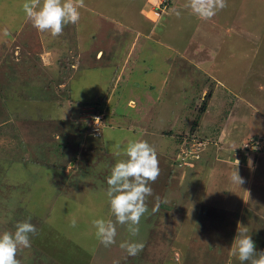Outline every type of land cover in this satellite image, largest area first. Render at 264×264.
Returning <instances> with one entry per match:
<instances>
[{
	"label": "rangeland",
	"instance_id": "rangeland-1",
	"mask_svg": "<svg viewBox=\"0 0 264 264\" xmlns=\"http://www.w3.org/2000/svg\"><path fill=\"white\" fill-rule=\"evenodd\" d=\"M128 1L145 14L154 0ZM165 1L154 33L187 62L139 50L144 37L131 43L94 15L52 37L27 20L25 0H0V232L29 218L37 229L20 264H240L230 254L238 225L264 250V0H227L207 20ZM78 50L96 63L77 66ZM130 140L156 150L160 174L139 234L117 225L105 248L92 221L114 220L107 177ZM125 240L144 248L128 256Z\"/></svg>",
	"mask_w": 264,
	"mask_h": 264
},
{
	"label": "clouds",
	"instance_id": "clouds-1",
	"mask_svg": "<svg viewBox=\"0 0 264 264\" xmlns=\"http://www.w3.org/2000/svg\"><path fill=\"white\" fill-rule=\"evenodd\" d=\"M85 6L84 0H25L22 9L27 20L38 32L58 37L66 25L79 22L80 9ZM225 7L227 0H186L184 4L185 9L205 20L211 19ZM96 121H99V118H96ZM123 155L125 159L118 160L111 167L107 177L106 196L114 220L92 221L95 236L105 248L116 244L117 225L126 226L133 237L139 234L141 217L147 211L146 200L153 194L150 184L154 183L160 174L157 152L146 140H130L123 150ZM248 164L252 165L251 158L248 159ZM230 179L239 186L245 183L237 167ZM14 229L0 232V264H20L18 253L30 248L31 237L37 234L30 218L17 222ZM119 247L128 256H136L143 250L144 244L125 240ZM230 254L237 257L240 264H264V250L257 251L251 235L240 225L237 227ZM113 264H119V261H114Z\"/></svg>",
	"mask_w": 264,
	"mask_h": 264
},
{
	"label": "crops",
	"instance_id": "crops-1",
	"mask_svg": "<svg viewBox=\"0 0 264 264\" xmlns=\"http://www.w3.org/2000/svg\"><path fill=\"white\" fill-rule=\"evenodd\" d=\"M110 0H84L85 2V7L80 9V20L78 23L74 24L75 29L76 27H84V17H88L90 19L93 20V17L90 15H94L99 17L98 18V24H103V26H107V24L110 25H116L117 27H120L124 30L125 33H127V35L131 36V43H136L135 39H141L142 37H144V41L141 45H139V50H141L143 47L148 48V45L153 46L152 48H149L151 50H154V52H159L161 53V55H165L164 59H169V56H172V60H180V58L184 59L186 62L189 61V59H187V57L182 53V48H178V46H168L165 45L164 43H161V39L159 38L161 36H157L154 33L155 25L156 22L159 20V17L162 15L161 13V6L162 4L165 5L166 8V1L165 0H154L153 2H148V14H142V6L141 7H134V8H130V6L128 5L129 1L128 0H124L127 1L124 4H120L119 2H122L123 0H112L111 2H109ZM132 2L136 1V0H131ZM140 2V0H138ZM165 1V2H164ZM185 0L182 1L183 4ZM111 3L110 7L107 9V11H105L103 9V7H108L106 6L107 3ZM170 3V2H169ZM167 4V7L170 4ZM119 9L118 13L115 14V12H117V10ZM132 10V11H130ZM181 11V9H180ZM187 15H189L188 17H191L190 15V11L189 10H185ZM157 12V13H156ZM153 15H152V14ZM131 15V17L129 16L128 19L126 16L127 15ZM134 14V15H133ZM180 14V12H179ZM123 18V19H121ZM130 18V19H129ZM163 22L165 23L166 20H163ZM161 32V30L159 31V33ZM101 33V31H100ZM155 34V35H154ZM95 37V34H92ZM93 36H91L93 38ZM149 42V43H148ZM130 43V46L132 45ZM146 43V44H144ZM148 44V45H147ZM43 48V45H41ZM112 46V45H111ZM109 46V47H111ZM135 46V44H134ZM158 49H162L161 52L157 50ZM48 48H43L41 51L43 52H47ZM82 49V47H81ZM169 50V52L167 51ZM50 52V51H48ZM109 53V54H108ZM108 53L106 52V54L109 56V61L111 57V54L109 51ZM159 53L158 56H159ZM104 57V53L102 51L99 52V59L100 57ZM84 57H86L87 59L85 60ZM74 60L75 64H77V66L81 64H88V65H92L94 63H96V61L93 59H91L89 53L87 51H85V53H82V51L78 50L76 52V54L74 55ZM91 61V62H90ZM124 61V58H123ZM136 65H139L136 64ZM98 67V66H97ZM122 70V65H121V69L119 71V73ZM216 69H212V73L213 71H215ZM217 71V70H216ZM119 74H117L118 77ZM120 78L122 79V75H120ZM219 79V78H218ZM149 94V93H147ZM147 94H145L146 96H148ZM131 100V99H129ZM142 108V107H140Z\"/></svg>",
	"mask_w": 264,
	"mask_h": 264
},
{
	"label": "trees",
	"instance_id": "trees-1",
	"mask_svg": "<svg viewBox=\"0 0 264 264\" xmlns=\"http://www.w3.org/2000/svg\"><path fill=\"white\" fill-rule=\"evenodd\" d=\"M61 83H64V81H62ZM52 95H53V93H52ZM50 99H55V100H56L57 98H56V96L54 97V95H53V97L50 98ZM65 104H66V105L69 104V103H68V100L65 101ZM65 104H64V105H65ZM202 104L204 105V103H203V102L201 103V105H200V107H199V110H200V111L203 109V105H202ZM57 105H59V106L61 105V106H62V103H60V99H58ZM92 113L95 114V115H96V114H99V110L97 109V106L93 108ZM69 117H70V116H69V112H67V113H66V116H65V119H66V120H65V123L68 122ZM76 121H77V120H76ZM77 122H80V126L83 128V131L86 130V129H88V127H87V125H86V123H87L86 120H81V119H80V121H77ZM78 124H79V123H78ZM92 129H93V127L91 128V130H92ZM93 130H94V129H93ZM42 258H43V259H48V258H50V257L47 256V255H45V254H43Z\"/></svg>",
	"mask_w": 264,
	"mask_h": 264
},
{
	"label": "built area",
	"instance_id": "built-area-1",
	"mask_svg": "<svg viewBox=\"0 0 264 264\" xmlns=\"http://www.w3.org/2000/svg\"><path fill=\"white\" fill-rule=\"evenodd\" d=\"M247 150H251V149H258V142L257 141H251L249 144L246 145Z\"/></svg>",
	"mask_w": 264,
	"mask_h": 264
}]
</instances>
